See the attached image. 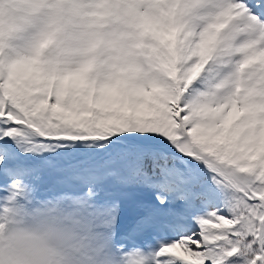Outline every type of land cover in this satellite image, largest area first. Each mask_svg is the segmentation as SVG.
<instances>
[{
	"label": "snow or ice",
	"instance_id": "snow-or-ice-1",
	"mask_svg": "<svg viewBox=\"0 0 264 264\" xmlns=\"http://www.w3.org/2000/svg\"><path fill=\"white\" fill-rule=\"evenodd\" d=\"M0 181L81 264H264V0H0Z\"/></svg>",
	"mask_w": 264,
	"mask_h": 264
},
{
	"label": "clouds",
	"instance_id": "clouds-1",
	"mask_svg": "<svg viewBox=\"0 0 264 264\" xmlns=\"http://www.w3.org/2000/svg\"><path fill=\"white\" fill-rule=\"evenodd\" d=\"M16 222L6 224L0 235V254L5 264H81L75 254V225L68 222L61 202L17 206Z\"/></svg>",
	"mask_w": 264,
	"mask_h": 264
},
{
	"label": "rangeland",
	"instance_id": "rangeland-1",
	"mask_svg": "<svg viewBox=\"0 0 264 264\" xmlns=\"http://www.w3.org/2000/svg\"><path fill=\"white\" fill-rule=\"evenodd\" d=\"M2 183L3 182L0 181V185H2ZM51 187H52L51 182L47 178H45V180L40 182V184L38 185L37 196L38 197H45V196L51 195V192L49 191V189ZM0 195H3V193L0 192ZM127 219H128V212L126 209H124L121 211V216H120L121 226H122V221L123 220L127 221Z\"/></svg>",
	"mask_w": 264,
	"mask_h": 264
},
{
	"label": "bare ground",
	"instance_id": "bare-ground-1",
	"mask_svg": "<svg viewBox=\"0 0 264 264\" xmlns=\"http://www.w3.org/2000/svg\"><path fill=\"white\" fill-rule=\"evenodd\" d=\"M123 223L125 224V223H126V221H125V220H123V221H122V226H121V227H123V226H124V224H123Z\"/></svg>",
	"mask_w": 264,
	"mask_h": 264
}]
</instances>
